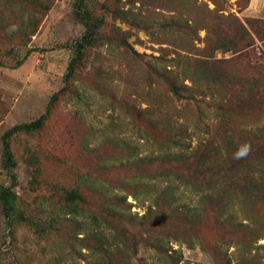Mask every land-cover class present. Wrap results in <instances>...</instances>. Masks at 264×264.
Wrapping results in <instances>:
<instances>
[{
  "label": "rangeland",
  "instance_id": "1",
  "mask_svg": "<svg viewBox=\"0 0 264 264\" xmlns=\"http://www.w3.org/2000/svg\"><path fill=\"white\" fill-rule=\"evenodd\" d=\"M86 5L105 16L102 34L114 44L85 51L68 91L51 107L42 130L11 138L16 161L12 179L3 167V136L48 111L52 97L66 86L85 27L76 17L77 0H0V188L15 184L19 210L28 220L9 227L0 208V264H90L89 252L78 240L88 230L64 220L67 216L59 210L66 191H79L84 211L94 213L101 212L106 199L120 195L131 205L126 209L139 217L153 196L164 193L168 182L154 178L176 168L138 160L166 151L169 117L192 123L199 113L196 103L174 99L164 81L153 75L157 57H181L165 66L175 65L188 75L198 70L200 59L226 61L224 67L233 76L230 83L197 86V99L208 103L202 111L208 118L233 115L228 130L233 142H264V132L260 138L250 133L252 123L264 125V98L251 108L240 102L253 86L255 95L264 94V0H88ZM114 10L134 16L127 22ZM230 22L232 36L235 29H245L239 51L210 54L207 31L222 29L225 34ZM13 25L17 30L9 32ZM118 29L137 54L125 53ZM186 84L191 85L188 80ZM76 94L80 100H74ZM190 130L194 145L210 139L214 146H224V136L215 128L208 133L204 126L190 124ZM251 178L228 186L235 211L233 225L224 230L214 224L209 205L172 183L169 204L177 200L172 208L199 209L196 231L169 245L170 255L177 251L172 259L147 249L146 228L115 223L119 232L132 230L143 241L133 264H264V174ZM58 215L62 221L57 227ZM77 220L82 223L84 218ZM238 223L249 227L241 230ZM177 225L173 220L167 228Z\"/></svg>",
  "mask_w": 264,
  "mask_h": 264
},
{
  "label": "trees",
  "instance_id": "2",
  "mask_svg": "<svg viewBox=\"0 0 264 264\" xmlns=\"http://www.w3.org/2000/svg\"><path fill=\"white\" fill-rule=\"evenodd\" d=\"M87 2L88 0H77L76 17L84 25L85 32L76 46V55L73 57L65 76L66 86L52 97L48 111L39 119L31 123L16 125L3 136V167L12 175V179L16 178L14 174L16 161L11 149V138L20 132L33 133L42 130L50 115L51 107L59 100L61 95L68 91L76 70L84 60L85 51L102 44H114L111 39L105 41L102 34L106 24L105 16H98L91 12L86 5ZM113 12L117 17L121 13L120 17H123L127 22H130L131 17L134 16L132 12L128 11H124V13L123 11H117L116 13L114 10ZM232 24V22L228 24L229 28L225 29V34L222 33V29H220V32L207 31L205 39L210 43L207 47L210 54L216 51L234 53L239 51L237 47L241 41L246 39L245 29L240 28L239 31L235 29L236 34L232 36ZM190 28L193 29L194 27L187 26L186 29L190 30ZM35 32L36 29L32 31L31 35H34ZM118 32L119 42L121 47L126 50L125 53L133 52L137 54L128 44L127 34L122 33L119 29ZM192 34L195 35V31ZM196 36L198 38L197 31ZM155 60L156 62L151 66L153 75L164 81L174 99L196 103L199 117L192 120V123L184 117L183 119L182 117H169L166 129L168 133L166 151L159 155L138 160L140 164L150 165L159 162L168 164L173 169L176 168L174 170H164L158 177L154 178L156 181L160 179L168 182V186L164 193L151 198L152 204L143 216L139 217L130 213L125 206L131 207V205L128 204L127 198L120 195L106 199L100 213L89 210L84 211L85 208L81 206V203H85L83 195L76 190L66 191L64 195L65 203L59 210L67 216L64 220L72 221L76 226L88 230L78 240L88 250V256L91 259L90 264H133L143 241L139 240L138 235L132 230L127 229L119 232L115 227V223L146 228L148 237L144 240H146L145 246L147 249H152L158 255L172 259V255L177 254V251L170 255L169 245L173 242L181 243V236L196 231L195 217H198L199 210L195 209V206L193 208L184 207L183 212H177L176 208H172L171 205L177 201L174 197L173 202L169 204V197L173 194L172 183H179L186 192L195 196L200 203L209 205L208 213L214 214V224L217 228L224 230L226 226L233 225L231 218L235 211V201L229 198L228 186L251 177V179L263 178L264 142L258 146H252L248 141L233 142L231 136H229V121L233 115L227 116L218 113L208 118L205 111H202V105L206 104L207 106L208 103L196 97L198 96L197 86L200 83L220 85L224 80L228 83L232 81L231 72L224 67L227 62L211 61L209 58L200 59L196 61L198 70L193 72L192 75H188L187 73H181L175 65L165 66L166 62H180L181 57L168 59L166 55H162L155 58ZM187 80L191 85L186 84ZM254 88L255 86L249 89V92L244 93L243 98L240 100V102L247 104L249 108L259 104L258 99L264 98V94L261 96L255 95L256 90ZM201 95L205 97V94ZM75 97L74 100H80L81 95L76 94ZM190 124H193L196 128L204 126L208 133L213 128L217 129L224 136V146H214L210 139H199L197 144L194 145ZM252 126L253 129L250 130V133L256 138H260V135L264 132V125L261 126V122H256L252 123ZM249 139L251 138L249 137ZM258 141H261V139ZM244 144L251 146L250 154L244 159H235L234 153ZM14 186L15 184L0 188V208L9 227L15 221H28L19 210L18 195L14 190ZM60 216L58 215V219L54 220L57 227L62 221ZM79 216L84 218L82 223L77 220ZM173 220L178 223V228L168 229V224H171ZM151 221H154V224L150 225ZM248 227L249 224L244 223H238V226H236L241 230ZM237 232L242 233L240 230ZM231 238L233 240V235H231ZM239 241L241 242V239Z\"/></svg>",
  "mask_w": 264,
  "mask_h": 264
},
{
  "label": "clouds",
  "instance_id": "3",
  "mask_svg": "<svg viewBox=\"0 0 264 264\" xmlns=\"http://www.w3.org/2000/svg\"><path fill=\"white\" fill-rule=\"evenodd\" d=\"M17 30V26L13 25L10 29L9 32H14ZM251 151V146L248 144H244L242 146H240L237 151L234 153V158L235 159H244L246 158Z\"/></svg>",
  "mask_w": 264,
  "mask_h": 264
}]
</instances>
